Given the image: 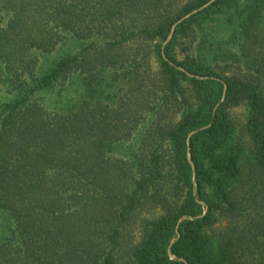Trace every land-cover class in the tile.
<instances>
[{
  "label": "trees",
  "instance_id": "trees-1",
  "mask_svg": "<svg viewBox=\"0 0 264 264\" xmlns=\"http://www.w3.org/2000/svg\"><path fill=\"white\" fill-rule=\"evenodd\" d=\"M4 94L0 264H264V0H0Z\"/></svg>",
  "mask_w": 264,
  "mask_h": 264
},
{
  "label": "rangeland",
  "instance_id": "rangeland-1",
  "mask_svg": "<svg viewBox=\"0 0 264 264\" xmlns=\"http://www.w3.org/2000/svg\"><path fill=\"white\" fill-rule=\"evenodd\" d=\"M45 62V60H43ZM82 89H79L77 85H74L72 88L68 89L66 91L65 97L64 95L62 96H57L56 94H41L40 97L42 98V102L44 106L48 110H59L62 111L64 108H67V106L74 105L77 102V99L81 95ZM7 100V95L4 94L3 97L0 100V105L5 103Z\"/></svg>",
  "mask_w": 264,
  "mask_h": 264
},
{
  "label": "water",
  "instance_id": "water-1",
  "mask_svg": "<svg viewBox=\"0 0 264 264\" xmlns=\"http://www.w3.org/2000/svg\"><path fill=\"white\" fill-rule=\"evenodd\" d=\"M175 27H176V26H174L173 31H174ZM171 36H172V35H171Z\"/></svg>",
  "mask_w": 264,
  "mask_h": 264
}]
</instances>
